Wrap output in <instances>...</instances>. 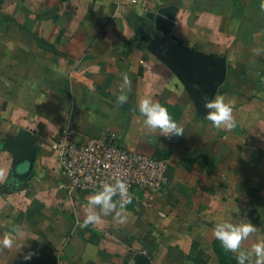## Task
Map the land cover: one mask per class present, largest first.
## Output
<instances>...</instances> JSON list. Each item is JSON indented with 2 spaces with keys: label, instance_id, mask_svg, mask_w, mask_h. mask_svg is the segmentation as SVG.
<instances>
[{
  "label": "crops",
  "instance_id": "obj_1",
  "mask_svg": "<svg viewBox=\"0 0 264 264\" xmlns=\"http://www.w3.org/2000/svg\"><path fill=\"white\" fill-rule=\"evenodd\" d=\"M262 2L0 0V146L22 129L35 146L26 182L10 176L13 156L0 148V240L14 241L0 264H133L137 253L150 264H238L213 229L245 221L257 231L240 251L254 261L252 245L264 240V52H254L264 50ZM169 5L172 34L225 63L214 96L231 103L234 129H215L148 49L149 15ZM125 72L131 87L122 93ZM147 97L168 109L183 136L144 126L138 103ZM64 127L81 141L112 132L128 149L167 159L163 191L135 189L124 223L112 213L81 228L96 191L70 188L59 168L52 141ZM28 252L36 255L24 260Z\"/></svg>",
  "mask_w": 264,
  "mask_h": 264
},
{
  "label": "clouds",
  "instance_id": "obj_2",
  "mask_svg": "<svg viewBox=\"0 0 264 264\" xmlns=\"http://www.w3.org/2000/svg\"><path fill=\"white\" fill-rule=\"evenodd\" d=\"M261 10L264 11V2L261 3ZM256 55H261L264 50L255 49ZM123 83L119 85L122 93L125 88L130 90L131 81L128 74L121 73ZM194 87H198L195 86ZM205 99V107L209 109L206 120L210 121L215 129L232 130L236 127V120L233 115V108L230 102H226L223 95L214 96L210 101ZM127 94L117 96V104L123 105L127 102ZM139 113L144 117L143 124L150 132L159 131V134L171 138L173 136H183L184 128L178 124L169 113L168 109L152 98H142L138 103ZM4 179V173L0 171V180ZM18 187V182L14 184ZM129 186L120 178H116L114 183H104L100 189L94 194L88 196L87 206L85 209V219L79 224L81 228H86L89 225L96 226L101 223L102 216H108L112 213L114 223L121 224L127 219V205L131 203L133 197L129 193ZM119 195V201H114L113 197ZM100 212L94 211L96 208ZM102 213V215H101ZM16 234H19V228L14 229ZM257 227L251 221L233 224L229 222L217 223L213 229L214 237L221 243L222 248L226 252L238 253L236 260L238 264H246L249 261V255L246 251H240L241 245L252 234L256 233ZM13 239L9 236H4L0 240V251L4 248L13 246ZM251 252L254 255V261H249V264H264V240H261L252 245ZM34 252H28L24 255V260H31Z\"/></svg>",
  "mask_w": 264,
  "mask_h": 264
},
{
  "label": "built area",
  "instance_id": "obj_3",
  "mask_svg": "<svg viewBox=\"0 0 264 264\" xmlns=\"http://www.w3.org/2000/svg\"><path fill=\"white\" fill-rule=\"evenodd\" d=\"M52 147L72 189L98 191L102 184L120 178L129 186L131 195L138 189L146 196L159 194L167 182V159L128 149L112 132L81 141L70 127H64L52 141ZM114 198L119 201V195Z\"/></svg>",
  "mask_w": 264,
  "mask_h": 264
},
{
  "label": "water",
  "instance_id": "obj_4",
  "mask_svg": "<svg viewBox=\"0 0 264 264\" xmlns=\"http://www.w3.org/2000/svg\"><path fill=\"white\" fill-rule=\"evenodd\" d=\"M175 12L176 7L169 5L159 7L155 13L149 15L153 22L152 33H154L147 38V47L177 74L196 109L207 116L210 110L205 107L206 101L203 97H207L208 101L213 99L225 79V63L184 44L172 34ZM0 148L8 150L13 156L10 176L26 182L35 157L31 132L22 129L17 136L4 139ZM133 264L150 263L146 255L137 253L133 257Z\"/></svg>",
  "mask_w": 264,
  "mask_h": 264
}]
</instances>
